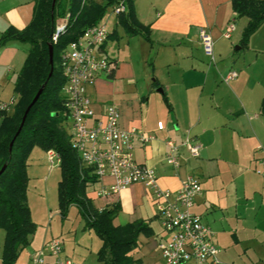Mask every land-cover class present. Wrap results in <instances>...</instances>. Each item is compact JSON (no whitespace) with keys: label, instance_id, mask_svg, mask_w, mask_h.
I'll return each instance as SVG.
<instances>
[{"label":"crops","instance_id":"obj_1","mask_svg":"<svg viewBox=\"0 0 264 264\" xmlns=\"http://www.w3.org/2000/svg\"><path fill=\"white\" fill-rule=\"evenodd\" d=\"M34 2L0 0V35L8 27H26ZM230 3L133 0L136 19L148 28L150 43L138 35L128 36L116 22L103 47L115 64L114 70L99 76L88 93L96 111L103 103L118 108L123 130L137 129L153 137L148 143H135L134 160L155 172L158 189L174 193L186 177L197 179L201 194L190 211L210 228L220 264H264V177L254 172L258 151L264 149V118L260 113L264 97V22L251 35L247 47L241 48L239 41L247 19L236 18ZM229 21L235 23V30L226 39L223 32ZM201 30L212 40V60L203 50ZM28 48L16 41L0 48V103L16 99L14 84ZM242 50L244 55H239ZM151 52L152 73L148 67ZM230 72L236 77L225 81ZM152 75L155 79L151 81ZM186 138L199 145L198 155L180 149L179 167L167 165L165 142L179 145ZM96 183L90 192L87 188V197L97 210L119 207L113 225L142 220L153 231L150 237L139 236L133 258L143 264H163L157 251L163 232L151 190L132 184L118 194L99 197L98 192L113 180L103 178ZM58 216L49 214L43 227L36 223L35 234L15 264H30L31 257L47 241L58 237L61 259L73 264H99L96 254L101 242L93 239V231L85 229L84 223L81 237L69 241L68 234L77 236L78 228L72 229L67 218L60 229H55L52 221ZM65 224L71 228L64 229ZM3 239L0 231V262ZM54 261L53 256H46L44 264Z\"/></svg>","mask_w":264,"mask_h":264},{"label":"trees","instance_id":"obj_2","mask_svg":"<svg viewBox=\"0 0 264 264\" xmlns=\"http://www.w3.org/2000/svg\"><path fill=\"white\" fill-rule=\"evenodd\" d=\"M119 0H35L32 18L21 30L8 27L0 35V48L10 41L29 46L23 66L18 72L13 92L16 95L9 111L0 112V229L4 232L1 264H15L20 252L29 245V238L37 230L30 217L27 202V161L34 148L44 152L53 150L59 156L60 180L57 184V208L61 222L67 219L75 206L84 228L93 231L101 242L96 254L99 264H143L133 258L139 247V236L150 237L153 231L147 222L137 220L124 225H113L119 207L110 205L95 209L87 197V188L96 183L88 168L80 165L77 155L69 146L67 131L62 127L63 99L60 94L64 77L59 65V53L76 41L83 31L100 22L107 10ZM133 1L119 14L117 24L128 36H141L150 43L149 30L136 19ZM236 18H246L239 45L246 48L249 38L264 22V0H231ZM64 31L56 44L51 35L58 25ZM53 47V69L50 71L48 46ZM156 84V81H155ZM44 85L37 101L26 115L24 124L15 137L22 115L38 89ZM163 101L169 107L166 96ZM264 118V97L260 103ZM15 137V138H14ZM13 141L12 146L10 143Z\"/></svg>","mask_w":264,"mask_h":264},{"label":"built area","instance_id":"obj_3","mask_svg":"<svg viewBox=\"0 0 264 264\" xmlns=\"http://www.w3.org/2000/svg\"><path fill=\"white\" fill-rule=\"evenodd\" d=\"M133 0H119L110 8V15L117 17L126 11V4ZM65 25H58L51 35L56 44ZM235 30V23L229 21L223 32L228 39ZM109 36L106 21L101 20L85 29L81 36L69 43L59 53V65L65 79L60 94L63 99L62 123L67 131L69 146L75 152L80 165L90 170L99 181L111 178L113 183L98 192V196L118 194L132 184L149 188L156 205V214L163 236L157 242V251L164 264H220L218 249L212 242V232L202 217L190 209L201 194L197 179L188 176L174 193L156 187L155 172L134 160V145L148 143L152 136L137 129L123 130L119 124V111L114 104H99L94 109V101L88 93L96 79L110 75L115 64L104 52V44ZM205 54L213 59L212 40L205 30L199 32ZM236 73L230 72L225 81L232 80ZM14 100L0 103V112L9 111ZM157 128L162 129L160 123ZM167 165L179 167L180 149L191 156H197L199 145L191 138L179 145L170 140L165 142ZM255 159L254 172L264 177V149H259ZM51 166L59 164V156L53 150L46 152ZM62 244L58 239L47 241L30 259V264H44L46 256L55 258L54 264H73L61 259Z\"/></svg>","mask_w":264,"mask_h":264},{"label":"rangeland","instance_id":"obj_4","mask_svg":"<svg viewBox=\"0 0 264 264\" xmlns=\"http://www.w3.org/2000/svg\"><path fill=\"white\" fill-rule=\"evenodd\" d=\"M102 20L106 21V26L108 29L112 28L117 22V18L110 15V9L107 10ZM239 53L237 51L236 54L244 55V50L239 51ZM153 58H154V53L151 52L148 61V67L151 73L153 72ZM154 79L155 77L154 75H152L151 81ZM9 113H12V111H9ZM27 175L29 180L27 184L26 195H27L28 206L30 209V217L31 219L33 218L34 220H36L34 221L32 219L33 222L37 223L38 225L40 224V226L42 225L41 227H43L44 224L48 222L47 216L49 214L50 215L56 214L58 216L57 184L60 180L59 167L58 165L50 166L47 162L45 152L39 148H34L29 157ZM96 184L97 183L90 185L88 187V191L90 192L91 189L94 188ZM69 209L70 210L68 211V215H67V218L70 220L69 224L72 225V229L75 227L78 228L77 236H74L72 232L68 234V238L70 239L69 241H72L75 237H81V229L83 227L84 220L80 216L79 211L75 206H71ZM66 220L61 222V219L58 216L55 221H52V224L54 222L55 229L58 230L60 229L61 224L65 223ZM67 227L69 228L70 226H67L65 224L64 229ZM0 231L2 235H4V232L1 229ZM92 237H94L93 239H96L95 234H93ZM58 239L61 242V239L59 237ZM162 263L164 264V262Z\"/></svg>","mask_w":264,"mask_h":264},{"label":"water","instance_id":"obj_5","mask_svg":"<svg viewBox=\"0 0 264 264\" xmlns=\"http://www.w3.org/2000/svg\"><path fill=\"white\" fill-rule=\"evenodd\" d=\"M54 1H55V0H53V4H54ZM48 57H49V65H50V71H49L48 77H50L51 74H52V69H53V47H52V45H49V46H48ZM43 88H44V85H42V86L38 89V91L36 92L35 96H34L33 99L31 100V102L29 103V105L26 107V109H25V111H24V113H23V115H22V118H21V122H20L19 128H18V130H17V132H16V134H15V137L19 134V132H20V130H21L23 124H24V121H25V118H26L27 113L29 112L30 108L34 105V103L37 101L38 97L40 96V94H41L42 91H43ZM158 91L161 92L160 89H159ZM15 137H14V138H15ZM12 143H13V141L10 143V145H9L10 147L12 146ZM4 169H5V165L0 169V174L4 171Z\"/></svg>","mask_w":264,"mask_h":264}]
</instances>
